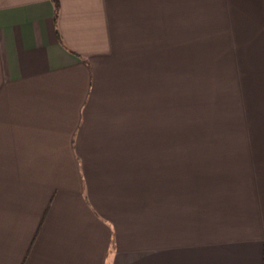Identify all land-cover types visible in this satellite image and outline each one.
<instances>
[{
	"label": "crops",
	"instance_id": "1",
	"mask_svg": "<svg viewBox=\"0 0 264 264\" xmlns=\"http://www.w3.org/2000/svg\"><path fill=\"white\" fill-rule=\"evenodd\" d=\"M198 19L248 38L245 135L198 139ZM0 264H264V0H0Z\"/></svg>",
	"mask_w": 264,
	"mask_h": 264
},
{
	"label": "rangeland",
	"instance_id": "2",
	"mask_svg": "<svg viewBox=\"0 0 264 264\" xmlns=\"http://www.w3.org/2000/svg\"><path fill=\"white\" fill-rule=\"evenodd\" d=\"M216 25L220 24L201 19L189 20L187 35L182 37L185 48L181 64L182 76L188 82V85L185 83L186 96L187 89L189 93L193 92V98L189 95L192 100H188V109L197 111H194L196 114L193 119L197 120L199 140H202L205 132L199 123L203 117L209 127H213L208 131L213 134V139L215 134L222 136L221 139H227L229 134L238 136L240 133L236 131L237 125L240 130H244L240 131L241 135L249 132L244 85L238 77L237 63L234 68L235 60L248 58L244 53H235V49L242 51L239 48L248 44V38L244 41L243 37L228 35L226 26L215 30ZM251 87L250 84L246 85V89Z\"/></svg>",
	"mask_w": 264,
	"mask_h": 264
}]
</instances>
